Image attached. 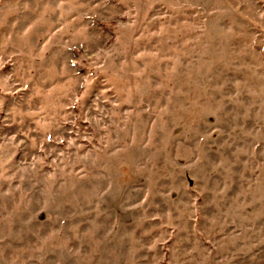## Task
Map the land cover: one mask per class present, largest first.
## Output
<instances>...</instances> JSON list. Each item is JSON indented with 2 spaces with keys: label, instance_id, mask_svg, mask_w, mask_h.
Here are the masks:
<instances>
[{
  "label": "rangeland",
  "instance_id": "obj_1",
  "mask_svg": "<svg viewBox=\"0 0 264 264\" xmlns=\"http://www.w3.org/2000/svg\"><path fill=\"white\" fill-rule=\"evenodd\" d=\"M0 264H264V0H0Z\"/></svg>",
  "mask_w": 264,
  "mask_h": 264
}]
</instances>
